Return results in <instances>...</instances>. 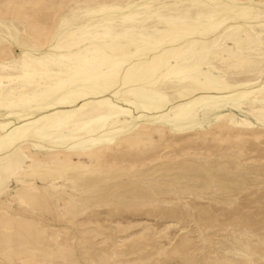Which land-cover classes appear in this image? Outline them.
<instances>
[{
  "label": "rangeland",
  "instance_id": "rangeland-1",
  "mask_svg": "<svg viewBox=\"0 0 264 264\" xmlns=\"http://www.w3.org/2000/svg\"><path fill=\"white\" fill-rule=\"evenodd\" d=\"M0 81V264H264V0H0Z\"/></svg>",
  "mask_w": 264,
  "mask_h": 264
},
{
  "label": "bare ground",
  "instance_id": "bare-ground-1",
  "mask_svg": "<svg viewBox=\"0 0 264 264\" xmlns=\"http://www.w3.org/2000/svg\"><path fill=\"white\" fill-rule=\"evenodd\" d=\"M45 76L47 77V74H45ZM36 77H38V76H36ZM40 77V76H39ZM17 79H19V78H17ZM27 80V79H26ZM2 84V82L0 81V85Z\"/></svg>",
  "mask_w": 264,
  "mask_h": 264
}]
</instances>
